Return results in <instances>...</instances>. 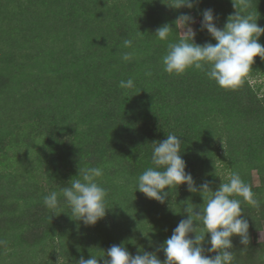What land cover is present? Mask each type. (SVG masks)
<instances>
[{"label":"trees","instance_id":"16d2710c","mask_svg":"<svg viewBox=\"0 0 264 264\" xmlns=\"http://www.w3.org/2000/svg\"><path fill=\"white\" fill-rule=\"evenodd\" d=\"M193 2L176 9L162 0H0V264H77L112 245L164 260L160 246L187 219L184 209L204 203L186 184L166 187L163 204L135 190L168 134L181 137L198 188L207 181L215 191L233 172L252 187L259 207L241 205L250 243L233 236L230 251L233 264H264V60L254 58L236 89L194 68L164 71L181 14L195 19L203 45L216 43L201 30L203 11L214 10L220 29L236 12L233 0ZM247 12L264 27V0H250ZM164 24L173 28L167 41L154 34ZM124 53L132 59L123 61ZM129 78L135 86L121 88ZM88 167L103 169L98 183L108 192L107 215L92 226L72 219L62 196L63 213L43 203Z\"/></svg>","mask_w":264,"mask_h":264},{"label":"clouds","instance_id":"9594fccd","mask_svg":"<svg viewBox=\"0 0 264 264\" xmlns=\"http://www.w3.org/2000/svg\"><path fill=\"white\" fill-rule=\"evenodd\" d=\"M162 2L176 9L194 7L193 0ZM233 4L236 12L229 16L223 29L216 26L213 9H205L202 13L201 30L206 29L215 39V44H197L194 39L196 31L192 26L195 19L181 14L175 24L182 35L178 41L168 43L166 54L162 57L164 71L180 75L190 68L201 70L225 89H236L245 83L254 58L259 56L264 60V45L258 42L264 34V27L259 26L252 14L247 12L250 0H233ZM172 30L170 24H164L154 34L157 39L167 41ZM132 44L130 39L123 41L126 48L132 47ZM131 59V53L122 55L125 62ZM119 86L132 89L134 80H122ZM181 146V137L168 134L166 139L153 146L152 167L146 168L136 179L135 190L162 204L169 195L165 188L176 189L181 184H186L190 192L199 191L203 197L204 203L198 206V212L195 211L197 207L188 204L184 209L187 219L180 220L172 235L160 246L165 259L161 260L155 251L140 248V254L133 255L122 245H112L98 256L91 255L89 259L81 256L77 264H101L98 257L103 258V264H233L234 254L230 251L233 248L232 237L239 236L244 246L250 243L249 222L242 216V202L259 207V201L252 187L237 172L231 173L228 181L222 182L215 191L209 186L211 182L207 181L198 188L191 173L186 172ZM79 173L81 178L71 179V185L59 192L51 191L44 197L43 203L53 214L63 213L56 212L62 196L70 208V217L82 221L85 226H92L107 215L109 208L106 206L107 189L98 183L103 169L88 167L79 169ZM194 221L197 222L195 225ZM190 233H195V237L190 238ZM206 234H210V239H205ZM206 243L211 245L207 249L204 247ZM205 252L216 254L208 256Z\"/></svg>","mask_w":264,"mask_h":264},{"label":"rangeland","instance_id":"374dc122","mask_svg":"<svg viewBox=\"0 0 264 264\" xmlns=\"http://www.w3.org/2000/svg\"><path fill=\"white\" fill-rule=\"evenodd\" d=\"M193 26V28L195 29V24H193L192 25ZM179 31H180V34L182 35V31L179 29ZM261 81V78H258L256 81H255V79L253 80L252 79V82L254 83V82H260ZM253 178H254V180L256 181V173H255V171H253ZM259 239L261 240V241H264V224H263V230H261L260 232H259Z\"/></svg>","mask_w":264,"mask_h":264}]
</instances>
